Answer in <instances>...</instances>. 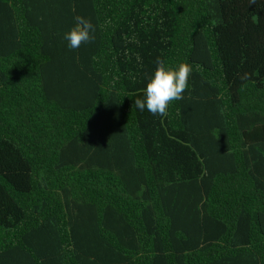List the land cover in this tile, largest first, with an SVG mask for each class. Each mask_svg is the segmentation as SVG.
<instances>
[{"label": "trees", "instance_id": "obj_1", "mask_svg": "<svg viewBox=\"0 0 264 264\" xmlns=\"http://www.w3.org/2000/svg\"><path fill=\"white\" fill-rule=\"evenodd\" d=\"M0 264H264V0H0Z\"/></svg>", "mask_w": 264, "mask_h": 264}, {"label": "clouds", "instance_id": "obj_2", "mask_svg": "<svg viewBox=\"0 0 264 264\" xmlns=\"http://www.w3.org/2000/svg\"><path fill=\"white\" fill-rule=\"evenodd\" d=\"M255 3V0H252ZM74 26L64 34L70 49H78L82 44L95 40V26L90 19L77 15ZM138 62L140 57L137 56ZM192 73L191 65L180 63L177 67L167 66L163 60H157L154 74L149 78L144 90V98L135 99L134 106L143 112L148 110L153 116L166 117L170 102L182 100L183 93L188 88V81ZM244 73L241 79H247Z\"/></svg>", "mask_w": 264, "mask_h": 264}]
</instances>
